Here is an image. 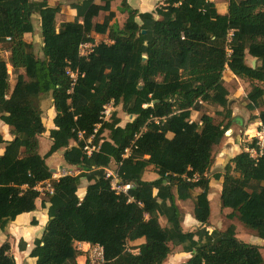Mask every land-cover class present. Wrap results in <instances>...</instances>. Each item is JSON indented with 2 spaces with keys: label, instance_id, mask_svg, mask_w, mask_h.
I'll return each instance as SVG.
<instances>
[{
  "label": "trees",
  "instance_id": "trees-1",
  "mask_svg": "<svg viewBox=\"0 0 264 264\" xmlns=\"http://www.w3.org/2000/svg\"><path fill=\"white\" fill-rule=\"evenodd\" d=\"M113 1L73 0L76 15L58 23L60 7L46 0H0V45L8 54L6 61L0 58V122L10 136L5 140L0 132V231L17 216L34 212L43 195L47 222L33 241V264H78L77 242L101 245V264H163L173 247L189 255L181 264H264L262 248L239 240L234 224L224 230L210 224L208 198L212 180L220 182L227 218L264 241V150L252 158L248 150H258L253 139L221 172L207 175L213 148L234 122L223 73L250 84L248 111L261 108L264 0H227L224 15L211 0H165L145 13L121 0L119 10L126 13L121 27L112 23ZM34 17L41 57L26 41L34 33ZM95 36L110 43L80 58L78 46ZM67 68L83 74L73 87ZM45 99L55 117L47 132L49 150L41 156ZM110 102L113 111L101 122L100 112ZM203 104L220 107L221 121L207 114L191 121ZM117 107L128 117L123 125ZM250 120L264 129V110ZM90 136L95 150L87 156L83 147ZM132 143L130 157L122 159ZM58 152L79 173L61 177L52 182V193L40 194L34 188L52 175L46 159ZM111 163L121 182L132 186L127 195H116L105 179ZM147 171L156 179L145 181ZM81 180L87 185L80 198ZM177 201L192 202L194 231H183ZM18 249L25 250L23 240ZM0 264H16L8 242L0 245Z\"/></svg>",
  "mask_w": 264,
  "mask_h": 264
},
{
  "label": "rangeland",
  "instance_id": "rangeland-1",
  "mask_svg": "<svg viewBox=\"0 0 264 264\" xmlns=\"http://www.w3.org/2000/svg\"><path fill=\"white\" fill-rule=\"evenodd\" d=\"M66 4L69 5L70 2H73L72 0H64ZM217 9L222 10L226 8L227 6V0H216ZM33 27H34V33L32 37H27L26 41L31 42L34 45V53L36 57H41V37L39 35V26H38V20L36 17L33 19ZM97 42L101 41H107L105 37H96L94 38ZM0 58L3 60H7L8 54L4 52L3 48L0 45ZM246 62L248 65L252 66L253 59H251L249 56L246 57ZM255 66V64H254ZM7 72L10 74L9 76V84L10 87L14 85V76L11 74V68L10 66H7ZM223 85L228 91V107L231 110V117L233 118L234 122L232 123L231 127L224 133L223 139L221 143L217 146H215L212 150V166L210 171L208 172V176L212 178V175L218 172H221L223 166L226 164L227 160L231 158L233 155L239 153L244 147L249 146L251 144L254 136L256 135V131L259 128V122L255 121L251 123L250 117L253 115H257L260 110H264V96L262 98V104L261 108L250 112L246 109L247 100L246 95L250 91V84L246 80H242L239 78H236L232 76L227 70L223 73ZM263 90H264V84H259ZM50 101L49 99H45L42 102V114H41V121L42 124L45 126L46 133L44 136L39 138V153L41 156H44L50 147V141L47 137V132L52 127L51 121H52V111L50 110ZM222 109L215 105L210 104H203L201 107V110L199 112H193L191 115L190 120L191 121H197L202 114H207L208 116H211L214 118L216 122L221 121L223 118ZM116 114L118 118L120 119V125H123L127 122L128 117L121 111L120 107L116 108ZM0 132L3 137L9 138V128L4 126L0 122ZM106 136V134H104ZM2 146H0V149ZM47 164L51 169H59V168H71L67 167L63 161L61 152H58L52 156H50L48 159H46ZM111 169H114L115 166L113 163L109 166ZM72 171L74 175H77L79 173L77 168H72ZM143 179L145 181H153L156 179V175L151 172L147 171L144 174ZM84 185H87V183L84 180H81L80 186L82 187ZM42 192L45 194V186L41 187ZM220 183L217 181L212 180L211 182V188H210V194H209V201H210V224L213 227L219 228L220 230H224L226 227H228L230 224L235 225V231H236V237L241 240L244 243L252 244V245H258L262 248L261 253L264 254V241L258 239L255 234L243 227L241 224L238 223L236 219H228L227 215L229 214L228 209H222L220 206ZM83 192L82 189L79 190L78 194L81 196V193ZM45 196L41 195L40 200H37V203L40 206V201ZM177 206L181 210L182 214L184 215V220L182 223V229L183 231L190 232L194 231L197 228V224L195 221H193L192 217V202L191 201H185L180 202L177 201ZM40 215H38V218ZM162 224H164V221H160ZM35 226H32V228ZM39 228H37V233ZM31 230V229H30ZM34 232L31 235H36L34 228L32 229ZM24 234V238L26 240H30V234L29 232H25V230H22ZM43 231V229H42ZM41 231V232H42ZM3 232L4 231H0ZM40 232V233H41ZM5 237V240H4ZM21 239H17L15 237H10L8 235L3 236L0 234V245L2 242H8L12 247L10 249V254L13 255V257L17 258V264H24V261L20 259L18 244ZM139 244V243H137ZM188 258V255L183 253L180 249V247H173L171 255L167 258V260L163 264H181L185 262Z\"/></svg>",
  "mask_w": 264,
  "mask_h": 264
},
{
  "label": "built area",
  "instance_id": "built-area-1",
  "mask_svg": "<svg viewBox=\"0 0 264 264\" xmlns=\"http://www.w3.org/2000/svg\"><path fill=\"white\" fill-rule=\"evenodd\" d=\"M100 43L109 44L110 41H108V40L104 41L103 40L101 42H97L94 39L93 42L92 41L83 42L78 46V50H77L78 56L80 58H88L93 53L95 46L100 44ZM66 75L69 77L72 87L76 84L79 76L83 77V74H80L78 72V70H73L71 68L66 69ZM112 111H113V102H110L109 104H107L103 107L102 111L100 112L99 120L101 122L106 121L110 117V114ZM99 126L100 125H97L96 129ZM96 129L94 130V132H96ZM139 135H140V133L135 136V140L138 138ZM83 136L84 135L82 132L78 133L79 139L84 140ZM92 137L93 136H90L89 138H87V140H85V145L83 147V151L85 152V154L87 156H91L92 152L95 150V147L91 146ZM253 139L256 140V146H257L258 150L250 149V150H248V152L250 153V156L252 158L256 159L262 155V152L264 150V129L261 128L260 123H259V128L256 131V135L254 136ZM134 143H132L128 148H126L124 150V153L122 155V159H127L130 157ZM72 171H73L72 168L56 169L52 173L50 179L40 183L34 189L37 190L38 192H40V194H43L41 187L45 186L44 191L52 193V188H51L52 182L58 181L61 177H64V176H74V174H73L74 171L73 172ZM105 179L109 181L110 188L112 191L115 192L116 195H127L129 190L132 188V186L130 184H123L121 182V179L118 175V171H117L116 167L114 169H111L109 167L105 170ZM197 179H198V177L194 176L192 180L196 181ZM75 249L80 254L79 257L82 258V262L79 264H101L104 262V249L99 244L77 242V243H75Z\"/></svg>",
  "mask_w": 264,
  "mask_h": 264
},
{
  "label": "crops",
  "instance_id": "crops-1",
  "mask_svg": "<svg viewBox=\"0 0 264 264\" xmlns=\"http://www.w3.org/2000/svg\"><path fill=\"white\" fill-rule=\"evenodd\" d=\"M46 1H47L49 6H52V7L53 6H59L60 7L58 23H61V22L65 21V20H67V19H72L76 15V11L70 8V4L72 2H70L69 5H68V4H66L67 1L65 3L64 0H46ZM125 1H126L127 6L129 8H131L132 10H136L139 13H145V12H152L157 6L162 5L165 0H125ZM211 2L214 3V5H215V7L217 9L216 0H211ZM95 3L96 4H100L99 0H95ZM120 4H121V0H115V1H113L111 3V10L114 13V19H113L112 23L113 22L116 23L119 27L122 26L123 22L126 19V13H121L120 10H119ZM227 6H228V3H227ZM227 6H226V8H224L222 10H218L217 9V12L219 14H221V15L226 14L227 13ZM103 16H104V13H101L99 18H98V21L101 22L102 19H103ZM96 37H99V36H95V38ZM50 110L53 113L52 117H51L52 120H53V118L55 117V112H54L53 108H51ZM51 124H52V121H51ZM3 138L5 140H10V136H9V138H5V137H3ZM1 153H2V148L0 149V154ZM46 163H47V161H46ZM85 187H86V185H84L82 187H79V189H78V192H79L80 189H82V191H83V192H80L81 196L78 194L80 198L84 195ZM38 215H40L39 216L40 219L38 218ZM32 220H34L36 222V224H37L35 227H33L34 230H35V233H37L36 232L37 228H39L38 229L39 231H38V233L36 235H31L34 232L32 230L33 229L32 226L30 225ZM46 222H47L46 211L44 209H42V208L40 209L39 204L36 202V210L34 212L25 213V214H21V215L17 216L16 219L7 226V228L4 230V233L0 232V234L2 236L4 234V235H8L10 237H15L17 239L23 240V242L25 243V250L23 252H19V253H21V254H19L20 259L22 261H24V264H33L35 262V259L29 258V253H30V251L33 248V241L36 238H39L41 236V234L43 232L42 229L44 230ZM22 230H25V232H29L30 240H26L23 237L25 233L23 234ZM4 240H5V237H4ZM2 243H4V242H2ZM138 243H142V241H139ZM11 247H12V244L10 246V249H11ZM188 257H189V255H188ZM14 259H15V262L17 264L16 256H15ZM77 262H78V264L81 263L82 262V258L78 257Z\"/></svg>",
  "mask_w": 264,
  "mask_h": 264
},
{
  "label": "water",
  "instance_id": "water-1",
  "mask_svg": "<svg viewBox=\"0 0 264 264\" xmlns=\"http://www.w3.org/2000/svg\"><path fill=\"white\" fill-rule=\"evenodd\" d=\"M252 64H253L252 67H254L255 60H253ZM54 171H55L54 169H51V170H50L51 173H53Z\"/></svg>",
  "mask_w": 264,
  "mask_h": 264
}]
</instances>
